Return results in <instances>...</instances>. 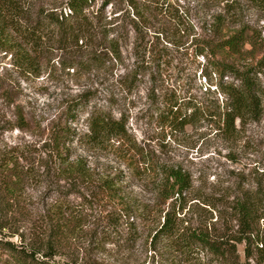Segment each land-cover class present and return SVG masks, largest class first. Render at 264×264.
Wrapping results in <instances>:
<instances>
[{"label": "rangeland", "instance_id": "374dc122", "mask_svg": "<svg viewBox=\"0 0 264 264\" xmlns=\"http://www.w3.org/2000/svg\"><path fill=\"white\" fill-rule=\"evenodd\" d=\"M32 1L38 8L56 0ZM169 2V14L163 18L157 19L150 10L145 11L147 28L140 37H136L128 24L118 63L113 59L96 63L90 60L85 65L67 68L65 55L51 48L47 55L39 57V64L31 70L16 64L10 53L0 52V158L18 156L22 168H35L37 163H43L40 160L45 157L43 144L52 131L57 127L68 128L74 133L68 144L73 159L83 157L97 176L119 179L124 190L143 201L155 198L153 180L160 177L165 166L185 171L191 185L184 192L182 212L191 216L194 224L205 221L218 226L220 217L229 212L236 196L247 192L264 193V10L245 3L237 6L244 23L254 29L258 37L253 59L247 61L254 67L253 75L261 91V114L258 120L247 121L240 127L234 139H227L218 129L217 118L199 117L177 126L167 122L163 115L170 100H176L187 113L194 105L222 108L224 97L215 90V77L204 78L206 63L201 57H193L190 39L193 33L204 30L206 22L224 7L225 1ZM100 3L101 0H97L96 4ZM127 9L130 10L125 0H111L105 13L120 15L119 23ZM162 23L166 31L157 36L155 31H159ZM79 58L73 57V60ZM224 80L228 82L232 78ZM188 104L192 106L186 108ZM98 111L125 120L129 145L125 142L91 146L85 144L84 138L81 142L80 138L87 132L89 116ZM20 116L22 122L18 120ZM130 157H134L140 167L149 164L154 172L138 176L132 170ZM54 189L43 180L26 182L22 193L24 214H32L33 219L35 213L49 208L57 196ZM87 192L80 189L78 194L68 197L67 201L78 208L80 233L67 253L71 257L56 256L54 264L68 261L183 264L180 257L173 261L160 260L158 254L148 252L150 241L146 232L141 233L131 249H119L110 243L96 249L93 234L101 230L105 220L101 212L108 211L109 206H105L107 202H97ZM263 220L260 229L264 243ZM11 221L14 222L12 228L3 227L0 240L19 243L17 234L10 237L11 233L25 231L28 236L32 220L15 214ZM162 246L157 248L159 253L165 251ZM238 250L243 262V245ZM261 257L264 258V246ZM199 259L203 264H220L205 255H200ZM9 262L8 253L0 246V264Z\"/></svg>", "mask_w": 264, "mask_h": 264}, {"label": "trees", "instance_id": "16d2710c", "mask_svg": "<svg viewBox=\"0 0 264 264\" xmlns=\"http://www.w3.org/2000/svg\"><path fill=\"white\" fill-rule=\"evenodd\" d=\"M223 1L224 7L211 16L204 30L193 33L190 39L193 57H201L206 63L204 78L215 77V90L224 97L222 110L219 105L211 108L188 104L186 108L192 106V110L187 113L176 100H170L163 115L167 122L177 126L199 117L217 118L219 131L227 139H234L240 127L247 121L258 120L261 114V91L253 75L254 67L247 61L253 59L258 37L254 29L244 23L237 6L245 3L264 10V0ZM96 2L56 0L51 5L36 8L32 0H0V52L10 53L16 64L31 70L39 64V57L47 55L51 48L65 55L67 68L85 65L90 60L96 63L113 59L118 63L128 24L138 38L147 28L145 11L150 10L157 19L163 18L169 14L171 5L169 0H125L130 10H125L118 23L120 15L105 13L111 0H101L99 5ZM158 29L157 36L163 35L165 24ZM78 56L79 59L73 60ZM225 77L232 81H225ZM21 117L18 120L22 122ZM73 135L65 127L54 129L43 144L45 157L40 159L43 163H37L35 168H22L18 156H1L0 232L3 227L12 228L11 217L15 214L32 220L28 236L25 231L11 233L10 237L17 234L19 243L0 240L1 248L10 258L8 264H54L56 256L71 257L67 253L80 233L81 220L77 206L67 200L80 189L109 206L108 211L101 212L105 218L101 230L93 234L96 249L105 243L131 249L141 233L146 232L150 241L148 252L158 254L160 260L173 261L180 257L183 264H203L199 256L205 255L220 264L264 263L260 229L264 193L247 192L236 196L229 212L220 217L218 226L205 221L194 224L192 217L182 212L184 192L190 187L191 179L181 168L165 166L161 169L160 177L153 180L155 198L143 201L124 190L119 179L97 176L83 157L73 159L68 145ZM83 138L85 144L91 146L131 143L125 120L104 111L91 113L81 142ZM129 160L138 176L154 172L149 164L140 167L134 157ZM36 180L54 186L57 196L49 208L35 213L32 219V214H24L22 193L26 182ZM160 244L165 248L162 253L157 251ZM240 245H243V262L238 250ZM75 262L65 264H83Z\"/></svg>", "mask_w": 264, "mask_h": 264}]
</instances>
